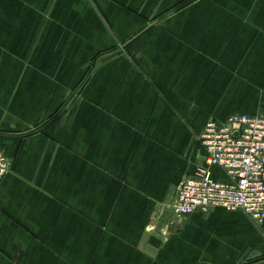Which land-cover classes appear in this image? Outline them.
Here are the masks:
<instances>
[{
  "label": "crops",
  "instance_id": "0c3cea01",
  "mask_svg": "<svg viewBox=\"0 0 264 264\" xmlns=\"http://www.w3.org/2000/svg\"><path fill=\"white\" fill-rule=\"evenodd\" d=\"M258 113L264 0H0V264H264L243 211L172 210Z\"/></svg>",
  "mask_w": 264,
  "mask_h": 264
},
{
  "label": "built area",
  "instance_id": "2783aa9c",
  "mask_svg": "<svg viewBox=\"0 0 264 264\" xmlns=\"http://www.w3.org/2000/svg\"><path fill=\"white\" fill-rule=\"evenodd\" d=\"M207 151L205 164L178 186L172 210L178 219L221 207L243 211L264 224V113L232 115L226 122H208L199 138ZM219 167L229 182L214 179ZM13 161L0 145V182L11 172Z\"/></svg>",
  "mask_w": 264,
  "mask_h": 264
}]
</instances>
